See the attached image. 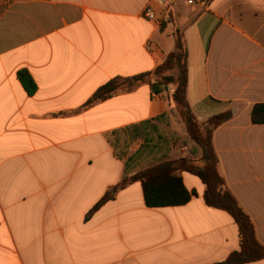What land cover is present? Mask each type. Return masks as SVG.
<instances>
[{
	"label": "crops",
	"instance_id": "1",
	"mask_svg": "<svg viewBox=\"0 0 264 264\" xmlns=\"http://www.w3.org/2000/svg\"><path fill=\"white\" fill-rule=\"evenodd\" d=\"M176 29L199 122L233 113L213 133L219 171L264 245V124L251 120L264 103V0H0V264H216L240 249L238 224L190 172H177L196 191L184 205L147 207L139 181L112 190L125 171L191 157L192 143L177 153L169 140L186 135L172 85L131 83L80 110L109 80L163 64ZM152 124L169 139L155 141Z\"/></svg>",
	"mask_w": 264,
	"mask_h": 264
},
{
	"label": "trees",
	"instance_id": "2",
	"mask_svg": "<svg viewBox=\"0 0 264 264\" xmlns=\"http://www.w3.org/2000/svg\"><path fill=\"white\" fill-rule=\"evenodd\" d=\"M211 1L203 0V3L208 4ZM173 34L175 50L168 54L163 64L153 72L109 80L94 92L80 110L88 109L117 94L130 91L133 89V85L139 86L151 82L165 86L172 85L173 91L170 94V100L175 105L176 113L184 125L187 140L193 144L191 157L170 159L168 156H162L135 174L129 175L125 171L121 182L112 190L116 192L118 189L139 181L143 188L144 201L147 207L160 208L184 205L196 195V191H189L177 172H190L199 177L205 185L204 200L206 204L227 211L239 227L240 249L216 264H247L262 260L264 259V245L257 238L251 217L229 190L225 178L220 173L219 159L213 144L215 129L229 121L233 117V113L232 111H225L211 116L204 122H199L187 98V39L184 31L180 29H176ZM18 78L29 95L36 92V83L27 70H20ZM165 118H167L166 115H161L154 121L164 122ZM251 120L254 124H264V103L253 106ZM152 125V129H158L156 124ZM177 138L180 139V137ZM110 199H113V195L109 191L90 210L88 217Z\"/></svg>",
	"mask_w": 264,
	"mask_h": 264
},
{
	"label": "rangeland",
	"instance_id": "3",
	"mask_svg": "<svg viewBox=\"0 0 264 264\" xmlns=\"http://www.w3.org/2000/svg\"><path fill=\"white\" fill-rule=\"evenodd\" d=\"M164 126H167L166 124ZM161 130L159 129H151V135L152 138L161 142H165L166 138H167V133L169 132V130H167L166 128H161ZM166 131V132H165ZM165 135V136H164ZM160 139V140H159ZM169 139V138H167ZM169 140H171L172 143H174V147H176L177 149V153H179V151L183 148H187L185 149L186 152H188L190 150V146L192 145L191 142H189L185 136H182L179 138H170ZM160 143V142H159Z\"/></svg>",
	"mask_w": 264,
	"mask_h": 264
},
{
	"label": "built area",
	"instance_id": "4",
	"mask_svg": "<svg viewBox=\"0 0 264 264\" xmlns=\"http://www.w3.org/2000/svg\"><path fill=\"white\" fill-rule=\"evenodd\" d=\"M172 2H181L183 4L187 5H194V4H200L203 3V0H171ZM144 17L147 18L150 21H158L157 15L152 8L148 7L144 11Z\"/></svg>",
	"mask_w": 264,
	"mask_h": 264
}]
</instances>
